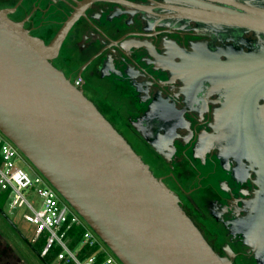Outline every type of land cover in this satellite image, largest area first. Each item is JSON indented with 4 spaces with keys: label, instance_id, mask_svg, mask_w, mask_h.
<instances>
[{
    "label": "flooded vegetation",
    "instance_id": "flooded-vegetation-1",
    "mask_svg": "<svg viewBox=\"0 0 264 264\" xmlns=\"http://www.w3.org/2000/svg\"><path fill=\"white\" fill-rule=\"evenodd\" d=\"M0 11L46 45L65 29L51 63L80 79L221 258L264 264V0H0Z\"/></svg>",
    "mask_w": 264,
    "mask_h": 264
},
{
    "label": "water",
    "instance_id": "water-1",
    "mask_svg": "<svg viewBox=\"0 0 264 264\" xmlns=\"http://www.w3.org/2000/svg\"><path fill=\"white\" fill-rule=\"evenodd\" d=\"M221 13L212 18H244ZM65 33L46 45L0 11L2 133L123 264H233L80 86L51 63Z\"/></svg>",
    "mask_w": 264,
    "mask_h": 264
},
{
    "label": "built area",
    "instance_id": "built-area-1",
    "mask_svg": "<svg viewBox=\"0 0 264 264\" xmlns=\"http://www.w3.org/2000/svg\"><path fill=\"white\" fill-rule=\"evenodd\" d=\"M73 84L79 87L80 79L76 78ZM21 153L0 130V189L8 193L12 208L28 209L24 219L36 225L32 242L35 243L41 235L46 238L41 256L59 246L57 259L67 264H123L41 173L33 178L17 165ZM28 194L38 196L40 204L32 203ZM75 228L82 229L83 233L78 245L71 246L70 232ZM87 250L92 252L87 253Z\"/></svg>",
    "mask_w": 264,
    "mask_h": 264
},
{
    "label": "rangeland",
    "instance_id": "rangeland-1",
    "mask_svg": "<svg viewBox=\"0 0 264 264\" xmlns=\"http://www.w3.org/2000/svg\"><path fill=\"white\" fill-rule=\"evenodd\" d=\"M17 165L25 169L34 178L40 172L33 163L21 153ZM8 193L0 189V206L14 226L0 212V264H46L40 257L39 243L33 244L36 236V225L24 219V214L29 212L26 207L12 208ZM35 205L40 204V199L35 194L27 196ZM51 264L59 261L56 254L51 257Z\"/></svg>",
    "mask_w": 264,
    "mask_h": 264
},
{
    "label": "trees",
    "instance_id": "trees-1",
    "mask_svg": "<svg viewBox=\"0 0 264 264\" xmlns=\"http://www.w3.org/2000/svg\"><path fill=\"white\" fill-rule=\"evenodd\" d=\"M1 208V206H0ZM71 236H72V241H71V246H77L78 243L80 242V239H81V236H82V233H83V230L80 229V228H75L73 231L70 232ZM39 243V246L41 247L40 248V251H39V254L41 255L45 245H46V238L41 235L38 240L33 243V244H37ZM60 252V247L59 246H54L49 252L48 254H46L45 256H42V258L44 259V261L48 264H51V257H53L54 254H56V257L58 255V253ZM92 252V250H87V253H90ZM57 264H67L65 263L64 261H59Z\"/></svg>",
    "mask_w": 264,
    "mask_h": 264
}]
</instances>
